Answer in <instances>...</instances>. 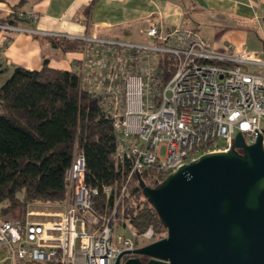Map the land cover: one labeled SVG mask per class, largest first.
Masks as SVG:
<instances>
[{
    "label": "built area",
    "instance_id": "obj_1",
    "mask_svg": "<svg viewBox=\"0 0 264 264\" xmlns=\"http://www.w3.org/2000/svg\"><path fill=\"white\" fill-rule=\"evenodd\" d=\"M26 16L30 22L36 13L20 17ZM28 22L0 23V30L64 35L93 45L94 56L81 72L82 86L114 98L117 157L132 159L130 176L152 166L168 176L203 153L232 149L239 132L248 144L262 134L264 144V71L256 70L264 69V60L256 51L219 50L207 45L196 30L164 29L155 20L147 29L152 38L147 44L94 32L65 35ZM163 54L176 58L174 74L164 84L158 69ZM85 170V154L76 148L66 173L68 196L63 210L31 212L45 219L25 224L0 219V248L8 252L6 264H116L120 255L137 248L133 232L131 237L115 234L113 217L125 189L112 211L99 215L94 204L99 189L86 185ZM112 192V186L104 188L105 194ZM154 237L153 226L139 236L144 244L155 241ZM130 256L134 254L125 255Z\"/></svg>",
    "mask_w": 264,
    "mask_h": 264
},
{
    "label": "trees",
    "instance_id": "obj_2",
    "mask_svg": "<svg viewBox=\"0 0 264 264\" xmlns=\"http://www.w3.org/2000/svg\"><path fill=\"white\" fill-rule=\"evenodd\" d=\"M91 7L92 4L85 11L89 13ZM19 16L20 11L15 9L7 19L15 22ZM52 41L64 51L84 48L81 39L53 38ZM175 63L173 54L161 56L158 69L162 72L163 84L173 76ZM113 99L109 93L83 88L80 69L54 68L47 59L41 69L13 68L0 87V214L3 219L24 224L29 206L65 202L66 173L77 148L86 157V185L99 189L94 198L99 215L109 214L125 189L113 223L129 225L137 245L141 242L139 236L150 226L155 230L154 240L167 235V227L145 195L139 178L140 174L147 185L154 187L163 182L167 173L152 166L130 176L132 159L117 157ZM106 186L113 187L110 195L104 193ZM47 263L59 264L58 261Z\"/></svg>",
    "mask_w": 264,
    "mask_h": 264
},
{
    "label": "water",
    "instance_id": "obj_3",
    "mask_svg": "<svg viewBox=\"0 0 264 264\" xmlns=\"http://www.w3.org/2000/svg\"><path fill=\"white\" fill-rule=\"evenodd\" d=\"M139 178L167 235L116 264L126 254L124 264H264L262 134L248 144L239 132L232 149L203 153L157 186Z\"/></svg>",
    "mask_w": 264,
    "mask_h": 264
},
{
    "label": "crops",
    "instance_id": "obj_4",
    "mask_svg": "<svg viewBox=\"0 0 264 264\" xmlns=\"http://www.w3.org/2000/svg\"><path fill=\"white\" fill-rule=\"evenodd\" d=\"M15 9L36 13L32 26L43 30L73 35L94 32L144 44L151 42L146 31L155 20L164 29L196 30L213 48L253 50L264 60V0H0V21ZM52 40L0 32V87L15 66L41 69L45 59L51 67L82 72L92 53L64 51ZM7 258V250L0 248V264H6Z\"/></svg>",
    "mask_w": 264,
    "mask_h": 264
},
{
    "label": "rangeland",
    "instance_id": "obj_5",
    "mask_svg": "<svg viewBox=\"0 0 264 264\" xmlns=\"http://www.w3.org/2000/svg\"><path fill=\"white\" fill-rule=\"evenodd\" d=\"M15 12V11H14ZM28 13H30V12H27V13H21L20 12V16L21 15H27ZM19 15V14H18ZM17 17V20L15 21V22H11V21H9L7 18L9 17H7V18H4L3 20H1L0 21V23H8V24H16V25H18V24H21V25H24V24H26L27 22H28V20H27V16H26V18H21V17ZM36 17H37V14H36ZM36 17L34 18V19H36ZM34 19H32L31 21H33ZM28 22V23H30L31 24V26H32V22ZM150 25V24H149ZM32 27H35V28H38V27H36V26H32ZM170 28H174V27H170ZM0 32H3V33H5V34H7V35H9V34H12L13 32H9V31H4V30H0ZM147 32V31H146ZM19 34V33H18ZM69 34V33H68ZM147 34H148V32H147ZM30 35H34V34H30ZM66 35V34H65ZM42 36V35H41ZM50 38H55V39H72V38H69V37H66V36H60V35H58V37H54V36H49ZM151 39V42H152V38H150ZM73 40V39H72ZM118 40H120V39H118ZM134 43H137V42H134ZM90 49V50H89ZM93 49V50H92ZM81 51H87L88 53L89 52H92V51H94V48H93V45L92 44H87V43H85L84 42V48H83V50H81ZM92 56H94V53L92 52ZM255 69V68H254ZM256 70H261V71H264V69H262V68H257ZM12 74V73H11ZM151 95H148V97H150ZM147 97V98H148ZM165 153H166V146L165 145H163L162 146V149H161V155L162 156H164L165 155ZM69 169V168H68ZM65 208V202H63V203H52V202H49V203H40V205H31V206H29L28 207V212L26 213V221L27 220H39V219H41V220H43V219H45V217L44 216H39V215H30L29 213H31V212H34V213H37V212H59V211H61V210H63ZM25 221V222H26ZM25 222H24V224H25ZM115 234L116 235H118V234H120L121 236H124V237H131L132 236V230H131V227L128 225V226H115ZM138 244H140V245H137V248L138 247H140V246H142V245H145L142 241L140 242V243H138ZM22 264H53V263H22Z\"/></svg>",
    "mask_w": 264,
    "mask_h": 264
},
{
    "label": "flooded vegetation",
    "instance_id": "obj_6",
    "mask_svg": "<svg viewBox=\"0 0 264 264\" xmlns=\"http://www.w3.org/2000/svg\"><path fill=\"white\" fill-rule=\"evenodd\" d=\"M128 258H129V257H124V258L122 259V264H124L125 261H126ZM145 260H147V259L145 258Z\"/></svg>",
    "mask_w": 264,
    "mask_h": 264
}]
</instances>
